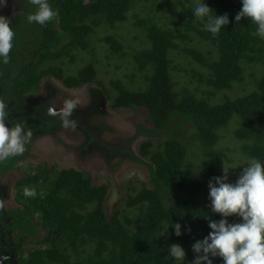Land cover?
<instances>
[{
	"label": "trees",
	"instance_id": "trees-1",
	"mask_svg": "<svg viewBox=\"0 0 264 264\" xmlns=\"http://www.w3.org/2000/svg\"><path fill=\"white\" fill-rule=\"evenodd\" d=\"M203 2L215 15L228 16L229 23L215 36L205 28L207 18L194 16L196 0H48L57 16L43 26L28 22L36 6L23 1L22 16L10 24L15 38L9 63L0 61V99L31 94L44 77H54L68 89L90 84L99 62L91 35L100 26L126 22L128 14L135 19L144 40L131 58L142 87L131 90L120 80H111V90L98 86L112 110L147 111L150 126H138L137 131L148 139L140 144L139 155L130 157L148 160L149 182L126 199V207L135 210L131 217L115 211L109 220L103 210L107 186L92 185L83 172L52 168L18 180V207L0 212V221H10L5 231L14 233L23 246L30 245L17 249V264H192V245L208 236L209 220L222 219L210 207L209 181L222 176L215 174L214 163L225 153L264 163V38L255 34L256 25L249 19L235 21L241 0ZM136 9L147 11L146 17ZM178 9L182 30L162 28L154 19L157 12L177 15ZM99 41L111 55L127 56L114 36ZM172 49L194 63L196 69L184 71L189 82L196 80L193 87L176 89ZM83 53L89 60L71 74L68 64L82 61ZM247 70L252 90L230 98L227 93L245 81ZM44 123L42 127L49 128L48 121ZM230 124L233 141L227 140ZM26 153L0 162V175L16 169ZM25 186L34 188L36 196L25 197ZM227 220L241 222L238 216ZM177 223L180 236L173 227ZM31 236L36 237L35 248L28 243ZM172 244L184 249L183 262L169 255ZM211 259L212 264H223L220 257Z\"/></svg>",
	"mask_w": 264,
	"mask_h": 264
},
{
	"label": "rangeland",
	"instance_id": "rangeland-1",
	"mask_svg": "<svg viewBox=\"0 0 264 264\" xmlns=\"http://www.w3.org/2000/svg\"><path fill=\"white\" fill-rule=\"evenodd\" d=\"M141 8V4L139 5ZM25 6L22 1L6 0V6L0 8V15L7 17L10 24L18 16H22ZM140 13V17H146V13L141 10H134ZM168 15L157 12L154 16L157 24L162 28L182 30L179 19L182 14ZM149 13V12H148ZM154 12L152 13V16ZM135 19L128 14V19L124 23L115 24L114 28L100 26L90 37L92 45L97 53L99 62L96 63V78L90 84L81 85L76 89H66L62 82L56 79H43L39 90L32 95H28L21 100L32 103L37 102L43 106L44 113L41 112L42 119H46L48 107L54 102L57 109L61 108L66 99L79 98L81 104L74 110L70 117L77 120V127L64 128L62 122L56 125L46 135H39L33 144L29 146V151L25 159L18 167L3 175H0V199L4 200L5 212L7 209L18 207L14 201L15 184L18 180L25 178L30 173L42 174L43 170L56 171L60 169H74L87 174L93 185L107 186L106 197L103 202V210L106 217H110L115 211L131 217L135 213L134 209H128L125 205L128 196L135 195L142 187L148 185L149 169L148 160L136 162L130 156H138L139 145L147 140L143 134L137 131L138 126L145 129L150 125L146 121L147 111L145 109L112 110L109 107L110 100L105 96L103 90L98 86V82L107 90H111V80H120L127 88L137 90L142 87L143 78L137 72L133 64L131 54L139 50L144 37L137 26ZM114 36L122 45L123 52L127 56L119 57L111 55L109 47L100 42V37ZM183 44H180V46ZM98 47V48H97ZM108 55V59L105 56ZM82 61L77 60L76 64L69 65L70 73H75V67H81L89 60L87 54H82ZM171 59V76L177 83L176 89L182 86L193 87L196 80L189 82V76L184 71L190 68L196 69L193 62H189L185 55L175 49L169 51ZM63 62L66 59L62 60ZM66 68V66H65ZM250 70L246 71L245 81L235 84L233 91L228 92L230 98H235L252 90V79L249 77ZM205 89L201 86L200 90ZM201 92L198 91V94ZM234 125L230 124L229 134ZM228 145V143H227ZM103 146L109 149H102ZM114 149V151H111ZM236 151L238 147H235ZM249 160L243 156L233 158L231 154L225 153L223 157L214 163L215 174L223 175L224 168L228 170L229 183H235L241 169L246 166ZM116 199L113 200V196ZM5 219V218H4ZM4 226L10 224L5 219ZM2 228H5V227ZM3 231L4 230H1ZM43 235L40 234L39 240ZM4 236L0 235V264H17V249L26 250L30 245L23 246L20 239L14 233H9L7 242L4 243ZM36 237H28V243L36 246ZM14 241H17L14 245Z\"/></svg>",
	"mask_w": 264,
	"mask_h": 264
},
{
	"label": "clouds",
	"instance_id": "clouds-1",
	"mask_svg": "<svg viewBox=\"0 0 264 264\" xmlns=\"http://www.w3.org/2000/svg\"><path fill=\"white\" fill-rule=\"evenodd\" d=\"M30 3L36 6V10L27 16L29 23L43 26L56 18L57 12L48 0H30ZM241 3L242 8L235 21L249 19L256 25L255 34L264 38V0H241ZM5 6L6 0H0V8ZM193 14L202 20L207 18L205 28L213 36L229 23L227 14L215 15L203 0H196ZM14 38L10 20L0 15V61L4 64L9 63ZM80 104L79 98L66 99L63 106L57 109L53 102L47 114L59 117L64 128L75 129L78 121L70 117ZM7 108L5 101L0 99V162L22 155L26 150L25 144L33 135L31 128L25 130V123L6 126L9 116ZM223 171L221 177H213L208 184L211 210L222 219L209 220L211 231L208 236L192 245V251L196 254L192 264H212L211 258L215 257L222 258L223 264H264V163L257 158L249 159L235 183L227 182L228 170L224 168ZM23 195L35 197L36 191L25 186ZM3 207L4 200L0 199V209ZM231 216H238L241 222L229 223L227 218ZM173 227L175 235L180 236L181 225L177 223ZM168 251L176 261L183 262L186 253L179 244H172Z\"/></svg>",
	"mask_w": 264,
	"mask_h": 264
},
{
	"label": "flooded vegetation",
	"instance_id": "flooded-vegetation-1",
	"mask_svg": "<svg viewBox=\"0 0 264 264\" xmlns=\"http://www.w3.org/2000/svg\"><path fill=\"white\" fill-rule=\"evenodd\" d=\"M18 1L19 2L22 1V3H23L24 0H18ZM19 17L20 16H18V18ZM18 18H16L15 21ZM15 21H13L11 24H13ZM43 79H56V78H54V77L45 78L44 77ZM43 79H41L40 83L43 81ZM56 80H58V79H56ZM58 81H60V80H58ZM40 83L36 86L37 89L35 90V92H37L39 90ZM65 88L68 89L67 87H65ZM71 90H73V89H71ZM35 92H33L31 94H25L23 96H20V95L14 96L13 100H7L6 98L1 97L2 99H6L8 102L6 104L8 105L7 111L9 113V116H8V122L6 123V126L11 127L12 125H14L16 123H25L26 124L25 130L27 131L28 128H31V130H32L33 135L31 137V140L25 144V149H26L25 152H27V153L29 151V146L31 144H33V141H35L39 135H46L53 128H56V125H57V124H53L50 122L52 118H55L53 116H48L46 119H42L40 114H41V112L44 113L43 106L39 105L37 102L28 103V102H24V100H21L22 98H25L28 95H32ZM109 107H110V102H109ZM118 110H121V109H118ZM29 117H30V119H29ZM32 117H34V118H32ZM44 121H48L49 128L45 129L42 127L45 124ZM146 139H148V138H146ZM153 143H154V141H153ZM102 149L104 150V149H109V148L106 146H103ZM111 151H114V149H112ZM26 154L24 155V159H25ZM90 183H91V181H90ZM96 186H99V185H96ZM0 212L2 214L3 211L0 209ZM3 221L5 222V220H3ZM4 222L0 221V229L4 230V232L0 231L1 237H3L4 235L9 236V235H7L8 232H6L4 228H2L4 226V224H3Z\"/></svg>",
	"mask_w": 264,
	"mask_h": 264
}]
</instances>
